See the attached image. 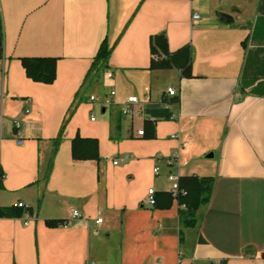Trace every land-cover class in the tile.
Masks as SVG:
<instances>
[{"label": "crops", "instance_id": "0c3cea01", "mask_svg": "<svg viewBox=\"0 0 264 264\" xmlns=\"http://www.w3.org/2000/svg\"><path fill=\"white\" fill-rule=\"evenodd\" d=\"M0 17V208L34 210L0 217V264H264V0H0ZM157 36L189 48L190 76L151 69ZM23 58L56 59L55 81L30 79ZM79 138L99 160L73 158ZM171 172L215 178L195 228Z\"/></svg>", "mask_w": 264, "mask_h": 264}, {"label": "trees", "instance_id": "16d2710c", "mask_svg": "<svg viewBox=\"0 0 264 264\" xmlns=\"http://www.w3.org/2000/svg\"><path fill=\"white\" fill-rule=\"evenodd\" d=\"M152 51L154 55L164 57L158 58L157 61L153 60L151 69H170L173 67L180 68L184 74L190 76V50L183 48L176 53H169L167 48V41L164 36H157L152 41ZM111 50L103 43L99 53L95 59L94 65L101 63L104 66ZM3 55V27L0 17V60ZM56 62L54 58H23L22 63L26 70L27 76L35 82L51 84L56 79ZM159 112V113H158ZM162 112V113H161ZM153 116H162L171 118V114L167 113L164 109L148 111ZM73 158L75 160H99L98 142L95 139H76L73 143ZM181 189L187 192V196L180 198L179 203L185 208L180 212L182 224L186 228H195L198 223V209L202 206L208 205L214 191L215 178L202 177V178H181ZM170 204L173 199L169 195ZM157 205V199H156ZM34 214V210L27 207H8L0 208V217L2 218H21L24 214ZM52 226H58L61 222H50Z\"/></svg>", "mask_w": 264, "mask_h": 264}, {"label": "built area", "instance_id": "2783aa9c", "mask_svg": "<svg viewBox=\"0 0 264 264\" xmlns=\"http://www.w3.org/2000/svg\"><path fill=\"white\" fill-rule=\"evenodd\" d=\"M201 16L199 14H194L192 19L194 21L200 20ZM109 78H112L113 75L109 74L108 75ZM116 95L115 91H111L109 98L104 100V104L105 105H111L114 103L113 97ZM168 95L169 96H175L176 95V91L173 88L168 89ZM90 101L91 102H98V99L95 96H91L90 97ZM140 104V100L138 97L134 96L128 99L127 103L124 104L121 108V113L123 116L127 117V116H132L133 112H134V106ZM164 107L167 109L169 108L168 104L163 103ZM25 113L28 114L29 113V109L25 110ZM147 119H149L150 121H154L155 119L151 116H147ZM93 121L95 120V117H93L92 119ZM15 127L17 129H20L21 127V123L20 122H15ZM145 133V131H139L138 134L140 136H143ZM24 143V141L22 139H19L17 141L18 145H22ZM180 160V150H178L177 152H175L174 154H172L169 157H163L162 155H156L155 156V161H156V165L154 168V174L155 175H160L161 173V167L159 165L160 161H164L168 166H174L175 164H178ZM114 164L117 165L118 161H114ZM168 181L171 183V196L176 199V200H180V198L186 197L187 196V192L183 189H181L180 187V180H181V176L179 174V172H171L167 175ZM155 190L154 189H150L149 190V198H148V204L152 207H154L156 205V197H155ZM16 206L18 207H24L25 205L23 203H18ZM183 208H185V205L182 206ZM74 218H80L81 214L79 211L74 210L72 213ZM96 223H102V219H99L96 221ZM28 222H25V225H27Z\"/></svg>", "mask_w": 264, "mask_h": 264}, {"label": "water", "instance_id": "95a60500", "mask_svg": "<svg viewBox=\"0 0 264 264\" xmlns=\"http://www.w3.org/2000/svg\"><path fill=\"white\" fill-rule=\"evenodd\" d=\"M207 158H208V159L213 158V154L208 155Z\"/></svg>", "mask_w": 264, "mask_h": 264}]
</instances>
